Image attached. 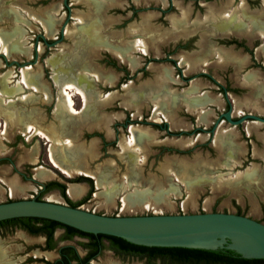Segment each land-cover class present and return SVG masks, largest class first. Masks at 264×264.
<instances>
[{
    "label": "rangeland",
    "instance_id": "rangeland-1",
    "mask_svg": "<svg viewBox=\"0 0 264 264\" xmlns=\"http://www.w3.org/2000/svg\"><path fill=\"white\" fill-rule=\"evenodd\" d=\"M113 1L119 4L106 6L107 8L104 6L105 9L101 10L99 18L97 17L103 23V38L109 41L115 34L119 37L131 36L137 26H142L145 16L149 19V30L142 33L157 36L156 39L160 43L158 49L159 44L154 42V37L148 41L147 37L139 34L135 37H124L123 42L128 46L125 52L128 55L126 59H121L116 53H110L112 50L109 49V52L107 48H102L103 46L97 47L95 51L98 52H95V48H85V43H78L75 38L73 41L70 37L62 36L60 31L64 23L66 29L71 30L78 22L77 16L81 15L87 19L98 16L86 5L87 0H68V11L63 8L62 0H0V33H9L15 28L13 17L16 11L28 22L18 26L24 30L23 45L30 50V54L14 52L4 56L0 46V107L14 111L26 124L38 128L46 136L58 137V141L52 142L29 134L24 126L13 127L8 118L0 114V203L35 198L40 188L38 184L26 179L31 177L39 184L56 181L66 189L71 180L85 185L87 191L89 183L78 180L86 176L74 172L69 176L70 179L66 178L61 168L65 167L67 160L73 161L70 164L74 166L93 171L92 179L90 178L93 194L80 205L82 210L106 216L241 212L247 217L254 216L264 224V124L258 122L256 129L250 134L246 133L245 128L253 121L243 122L236 127L221 122L213 135L190 134L196 127L209 129L217 115L226 110L225 100L217 85L208 79L198 78L183 84L181 79L174 76L169 63H160L163 54L167 55L166 51L185 39L173 38L176 34L173 32L171 21L181 17L180 9H188L191 16L188 17L187 25L194 23L191 28L194 29L192 40L185 52L179 50L172 55L173 58H201L204 67L191 69L193 72L187 68V71L191 72V75L205 72L226 88L233 118L243 114L264 117V53L261 51L264 38L256 29L251 30L250 36L233 32L220 34L205 21L209 9L220 11L224 8L227 10L226 15H229L244 4L245 14L248 16L245 22L256 18L264 23L263 0H211L206 4L199 2L202 8L190 1L171 0L174 8L162 15L157 8L166 9L167 0L165 5L153 0H142L138 3L133 0ZM51 4L59 5L57 15L53 19L60 21L56 32L47 36L44 27L37 20L38 17L44 16L43 12L51 7ZM106 18L110 23L106 22ZM38 36H43V39ZM136 39L143 43L145 40V47L152 48L143 54L137 44L133 46ZM206 52L208 56L205 55ZM222 52L244 57L245 64L242 67H238L235 61L224 64L223 57L220 58ZM57 53L64 55L62 64L70 71L67 75H61V83L53 80V70L47 62L48 58ZM130 59L135 65L128 63ZM183 62L186 66L191 65L189 61ZM26 67L34 76L38 75L35 88L19 84L22 70ZM253 71L258 73V91L255 95L252 94L254 86L250 88L243 85L246 82L245 76ZM80 74L88 75L93 83L85 102L75 93L76 86L71 85L67 79L68 76L74 78ZM102 79L109 82H103ZM159 80L162 82L159 83ZM112 82L113 85L110 84ZM66 85L72 86V89L66 92L71 95L76 113H71L64 105L63 88ZM4 87L20 89L13 95H5L2 93ZM126 88L129 90L126 91ZM203 92L218 99L217 104L205 108L212 111L203 123L206 125L201 124L202 120L198 118L201 112H186L187 100ZM130 96L133 97L129 99ZM101 100L104 101V106L101 105ZM249 104H256L257 110L245 106ZM126 120L130 121L129 125L122 127ZM96 121L99 126H96ZM151 122H166L167 130L156 129L149 124ZM130 127L142 130L141 139L131 146L127 145L131 137ZM230 129L234 132L231 139L232 148L217 142V135L222 130ZM179 132L183 134L172 135ZM229 149L233 151L234 160L237 162L233 167L225 165ZM128 154H132L133 160ZM51 156L63 165L55 166L51 162ZM252 169L255 170L258 180L255 184L248 180H240L238 183L234 180L235 175ZM40 170L49 172L48 177L38 178L37 172L41 173ZM94 173L103 175L102 186L96 185ZM218 174L222 175L219 180L221 183H209L211 180H217ZM230 176H233V179ZM195 178L205 183L187 188L185 181ZM11 182H17L16 186L29 190L12 193ZM108 188L117 190L110 201L105 192ZM137 191L145 193V200L141 203L132 202V196L127 198ZM40 198L42 201L66 204L64 198L56 191L44 193ZM69 199L77 201V198ZM59 234V230L55 232V236ZM79 241L83 240L76 238L71 244L82 256L84 250L77 245ZM42 243V239L29 237L19 229L1 230L0 264H41L27 256H41L38 247ZM47 256L49 260L56 257L54 253L53 256ZM92 264H140V261L130 257L118 258L108 249H104Z\"/></svg>",
    "mask_w": 264,
    "mask_h": 264
},
{
    "label": "water",
    "instance_id": "water-1",
    "mask_svg": "<svg viewBox=\"0 0 264 264\" xmlns=\"http://www.w3.org/2000/svg\"><path fill=\"white\" fill-rule=\"evenodd\" d=\"M209 1V0H183ZM63 5L69 9L67 0ZM62 30V29H61ZM43 39V36H40ZM225 97L227 92L224 91ZM232 106L221 114L210 133L223 118L236 126L246 121L264 123V118L245 114L232 120ZM38 183L33 178L28 179ZM40 218L58 222L78 231L121 238L147 247L228 249L244 259H264V224L250 217L228 212L106 216L51 201L22 199L0 203V221Z\"/></svg>",
    "mask_w": 264,
    "mask_h": 264
},
{
    "label": "bare ground",
    "instance_id": "bare-ground-1",
    "mask_svg": "<svg viewBox=\"0 0 264 264\" xmlns=\"http://www.w3.org/2000/svg\"><path fill=\"white\" fill-rule=\"evenodd\" d=\"M92 7H93V9L95 10L94 11V14H99L100 12H101V10L103 9V7L105 6H107V7H110V5H114V4H110L109 6L107 5L108 3L105 1V2H99L98 0H92ZM52 5V4H51ZM50 5V6H51ZM86 5L87 6H89V7H91V4L90 3H86ZM106 7V8H107ZM92 9V8H91ZM39 10V9H38ZM210 10V9H209ZM188 12V11H187ZM187 12H185L186 14H188ZM32 13H33V11H32ZM40 13V12H39ZM76 13V12H75ZM183 13V14H182ZM181 14H182V18L180 17V19H178V20H172L171 21V25H172V27H173V29H177L178 31H182V32H185L186 31V24H185V19H186V15H185V13L184 12H182ZM35 14V13H34ZM49 14V15H48ZM47 15L48 16H46L44 19H43V17H41L42 18V20H38L40 23H41V25L44 27V30H45V33H46V35L47 36H51L53 33H55L56 32V27H57V24L59 23V21L60 20H54L53 18L55 17V13L54 12H50V13H48ZM77 14H79V13H77ZM147 14V13H146ZM150 14V13H149ZM219 14V13H218ZM217 13H216V11L214 12V11H212V9L210 10V11H208L207 12V14H206V20L205 19H203V20H205V21H207V23H208V25L209 26H212V27H214L217 31H228L232 26H237V27H240L241 25V23H240V20H242V19H238V18H236V17H232V18H230V17H228V16H224V17H219V15H218ZM148 15V14H147ZM218 15V16H217ZM230 16V15H229ZM89 17V16H88ZM99 18V15L98 16H96V17H92V18H86V17H83V16H81L80 15V17L79 16H77V23L75 24V26H73V29H71V30H69V29H66L67 27L65 26V23H64V25H63V28H64V34L62 33L63 32V28H62V30H61V34H63V36L65 37V36H67V37H70L71 39H73V41H75L74 40V38L75 39H77V41H78V43L79 42H81V43H85V48L86 47H89V48H91V49H93V48H95L94 49V51L97 49V47H101V46H103V47H107L108 45H110V43H113V42H116V41H119L120 39H116V34H115V38H112L111 37V39L108 41V40H105L104 38H103V33H102V30H103V28H102V22H100L99 20H98V18ZM187 17H188V15H187ZM173 18V17H172ZM13 19H14V22H15V28H13L12 29V31H10L9 33H0V46H1V48H2V52H3V55L4 56H8V55H10L11 53H14V52H16V53H24V54H30V50H29V48H26V47H24V45H23V33H24V30L22 29V28H20L18 25L19 24H21V23H28L26 20H23L19 15H18V13L15 11V15H14V17H13ZM32 19V18H31ZM107 19V18H106ZM106 19H105V21H106ZM143 21V24H142V26L139 28V26H137V28H138V30H137V28H136V31H135V34H141L142 33V31H146V30H148L149 28H148V25H147V23H148V21H149V19H148V17H145L144 16V19L142 20ZM244 21V20H243ZM107 23H110L109 21H108V19H107V21H106ZM105 22V23H106ZM115 22V21H114ZM186 22H187V19H186ZM198 22V21H197ZM106 23V24H107ZM206 23V24H207ZM256 23V22H255ZM247 24V23H246ZM245 24V25H246ZM140 25V24H139ZM150 25V24H149ZM205 25V24H204ZM129 27H131V26H129ZM135 27V26H134ZM247 27V26H246ZM72 28V27H71ZM105 28V27H104ZM133 27H131V29H132ZM193 28V27H192ZM213 28V29H214ZM66 29V30H65ZM130 29V28H129ZM134 30H135V28H133ZM249 29H250V27H249ZM246 30V29H245ZM245 30H244V32H245ZM71 31V32H70ZM181 32V33H182ZM237 33L239 32V33H241L242 34V32L240 31V30H238V31H236ZM222 33V32H221ZM248 33H251L250 31H248ZM132 34V33H131ZM152 34V33H151ZM151 34H150V36H151ZM224 34H225V32H224ZM244 34V33H243ZM141 35H143V33L141 34ZM245 36L247 35L246 33L244 34ZM250 35V34H249ZM111 36V35H110ZM114 36V35H113ZM130 36V35H129ZM144 37H147L146 39V41H148V39H150L151 37H153V36H147L146 34L145 35H143ZM119 38H122V37H119ZM154 39V38H153ZM142 40H143V38H142ZM146 41L144 40V42L145 43H143L141 40H135L134 42H133V46L135 47V45L137 44L138 46H139V48H140V50L143 52V53H145L146 52V48H147V46L145 47V44H146ZM121 42V40L119 41V43ZM114 44V43H113ZM115 44H117V43H115ZM151 44V43H150ZM152 44H153V42H152ZM151 44V45H152ZM121 45V43L120 44H118V46H120ZM123 45V44H122ZM147 45H149V43L147 44ZM80 48V47H79ZM88 48V50H90ZM152 48V47H151ZM81 49H83V48H81ZM79 50V49H78ZM86 51V50H85ZM84 51V52H85ZM90 52V51H89ZM91 52H92V50H91ZM95 52H98V51H95ZM93 53V52H92ZM227 53V52H226ZM226 53H221V57L220 58H222L223 57V61L224 62H227L228 60H235V58L236 57H234L233 55H231V54H226ZM74 54V53H73ZM86 54H89L88 52H86ZM128 55V54H127ZM70 56H71V54H70ZM87 56V55H86ZM234 58V59H233ZM125 59V58H124ZM65 60V58H64V55L62 54V53H57V54H55V55H53V56H51L50 58H48L47 59V62H48V64L50 65V67H52V70H53V80L56 82V83H61L60 82V78H61V75L62 76H64V75H67L70 71H69V69L67 68V67H65V66H63V61ZM240 60V59H239ZM222 61V62H223ZM235 61H237V63L236 64H238V60H235ZM241 61V60H240ZM222 62H220L221 64H223ZM232 62V61H231ZM242 62H243V60H242ZM241 62V63H242ZM128 63H131V65H135V63H134V61H132V59H130V62H128ZM83 64V63H82ZM243 66V64H240V62H239V66ZM82 73V72H81ZM100 73V72H99ZM85 74V73H84ZM102 75H103V72H102ZM105 75V74H104ZM88 76V75H87ZM87 76H85V75H82V74H80V75H76L74 78L73 77H69L68 76V80H69V82L71 83V85L73 84L74 86H76V90H75V93L76 94H78V95H80L81 96V98H82V100L85 102L86 101V99H87V97L89 96V92L92 90V88H93V83H92V80H90V78H88ZM36 77H38V75H33L32 74V72H30V70H29V68L28 67H26V68H24L23 70H22V76H21V81H19V84L20 83H22V84H24L26 87H31V88H35V87H37V80H36ZM92 78V77H91ZM8 79V78H7ZM256 79V78H255ZM247 80H249V78H247ZM252 80V79H251ZM102 81H103V79H102ZM109 82V81H107V80H105L104 79V81L103 82ZM160 81V80H159ZM255 81V80H254ZM100 82V81H99ZM162 81H160L159 83H161ZM252 84H254L255 85V83L252 81L251 82ZM110 84H112L113 85V82L112 83H110ZM163 84V83H162ZM249 84V83H248ZM71 85H66L64 88H63V90H64V97H63V102H64V105L71 111V113L73 112V113H76L75 111H74V109H73V101H72V98H71V95L69 94V93H67L66 92V90H70V89H72V86ZM151 85V84H150ZM153 85V84H152ZM151 85V86H152ZM155 85V84H154ZM153 85V86H154ZM156 85H157V83H156ZM253 85V86H254ZM146 86V85H145ZM148 86V85H147ZM146 86V87H147ZM145 87V88H146ZM155 87H157V86H155ZM153 88V89H155L156 90V88ZM160 87V86H159ZM255 87V88H254ZM254 87H252L253 88V92H252V94L253 95H255L256 93H257V86L255 85ZM250 88H251V86H250ZM20 89V87L18 88V87H14V88H11V89H7V88H5L4 87V89L2 90V93L3 94H5V95H13V94H15L18 90ZM124 89V88H123ZM128 88H126V91H128L127 90ZM147 90H149V87H148V89ZM128 94V93H127ZM133 97V96H132ZM131 96L129 97V99L130 98H132ZM142 97V96H141ZM107 98V97H106ZM109 98V97H108ZM141 100H142V98H140ZM140 99H139V101H140ZM214 99V98H213ZM252 99V98H251ZM255 99V98H254ZM108 100V99H107ZM110 100H112V96H111V98H110ZM159 100V99H158ZM91 101H92V99H91ZM247 101V100H246ZM93 102V101H92ZM94 102H96V101H94ZM97 102H100V101H98L97 100ZM101 102H102V100H101ZM110 102V101H109ZM188 102V101H187ZM103 103H104V101L101 103V105H103ZM105 103H106V100H105ZM178 103H180L179 101H178ZM246 103H248V102H246ZM255 103V102H254ZM96 104V103H95ZM138 104H139V102H138ZM92 105H94L93 103H92ZM98 105V104H97ZM96 105V106H97ZM100 105V106H101ZM105 105V104H104ZM103 105V106H104ZM95 106V105H94ZM236 106V105H235ZM59 107H60V105H59ZM258 107V106H257ZM96 108V107H95ZM98 108V107H97ZM96 108V109H97ZM11 109V108H10ZM239 110V109H238ZM237 110V111H238ZM257 110V109H256ZM59 111V109H57L56 110V112H58ZM70 113V112H69ZM0 114L1 115H4V116H6V119L8 118V121H9V123L13 126V127H17V128H20L21 126H24V128H25V131L27 132V133H29V134H34V135H38V136H40L41 138H43V139H46L47 141H52V142H56V141H58V140H56L57 138H54V137H52V136H46L43 132H41V130H39L38 128H34L33 126H31L30 124H26V122L24 121V119H21V117L20 116H18V114H15V112L14 111H9V110H6L5 108L3 109V107H0ZM204 118V116L202 117V119ZM31 119V118H30ZM97 122V121H96ZM99 126V124H98V122L96 123V126ZM130 129V133H131V137L129 138V140H128V143H127V145H129V146H131V144L132 145H134L135 143H136V141L137 140H139V139H141V132L140 131H142V130H139L138 128H132V127H130L129 128ZM136 129H138L137 131H136ZM249 131V130H248ZM145 133L144 134H146V131H144ZM222 132V131H221ZM48 135V134H47ZM147 136H149V134L147 135ZM152 136V135H151ZM150 137V136H149ZM222 138H223V136H221ZM153 138V137H152ZM216 143V142H215ZM143 144V143H142ZM92 146V145H91ZM93 147H94V145H93ZM93 149V148H92ZM83 150V149H82ZM90 149H88V151H89ZM81 152V151H80ZM91 153H92V151H90ZM87 154V153H86ZM229 154V153H228ZM263 154H264V151H263ZM85 155V154H84ZM89 155V154H88ZM92 155V154H91ZM81 157H82V155H81ZM128 157L131 159V160H133L132 159V154H128ZM263 157V156H262ZM134 158V157H133ZM50 159H51V162L55 165V166H57V167H61L62 165L61 164H59V163H57L55 160H54V158H53V156H51L50 157ZM77 160H79V159H77ZM77 160H74V161H77ZM73 163V161H70V162H68L67 160H66V162L64 163L65 164V167H62L61 169H62V171H63V173H65L66 175H68V176H70L71 174H73L74 172H77V173H83V174H85V175H92V172L93 171H91V173L88 171V170H86L85 168V170L83 169V168H80L78 165L77 166H74V165H72V164H70V163ZM75 163V162H74ZM80 163V162H79ZM200 164V163H199ZM84 165V164H83ZM192 165V164H191ZM166 166V165H165ZM170 167V166H169ZM188 167V166H187ZM183 168V167H182ZM191 168V167H190ZM181 170H183V169H181ZM186 170V169H185ZM190 170V169H189ZM40 171H42L41 173H37V175H38V177H48V175H49V172H46V171H43V170H40ZM193 171V170H192ZM202 171V170H201ZM196 172V171H195ZM182 173V172H181ZM185 174V173H184ZM97 176L98 177H94L96 180V185L97 186H102V182L104 181V178H103V175L100 173V174H97ZM184 177V176H183ZM184 179V178H183ZM13 182V181H12ZM11 182V183H12ZM227 184V183H226ZM17 185V182H16V184L15 183H12L11 184V186H10V191L12 192V193H20V192H22L23 190H24V188H21V187H18V186H16ZM79 186L80 185H74V184H70V185H68V188H67V193H68V195L69 196H71V197H74V196H76L77 194H78V191L79 190H81L82 188L80 187L79 188ZM77 189H79V190H77ZM116 188H108L105 192H106V196H107V198H108V200L110 201V200H112V198H113V194L114 193H116V191L117 190H115ZM82 193V192H81ZM145 193L144 192H139V191H137V192H135V193H133V194H131V195H128L127 196V198L129 197V196H132V202H135V203H141V202H143L144 200H145V195H144ZM131 198V197H130ZM157 198V197H156ZM159 198V197H158ZM123 201V203H124V205H125V202H124V200H122ZM130 202V201H129ZM161 207V206H160Z\"/></svg>",
    "mask_w": 264,
    "mask_h": 264
},
{
    "label": "flooded vegetation",
    "instance_id": "flooded-vegetation-1",
    "mask_svg": "<svg viewBox=\"0 0 264 264\" xmlns=\"http://www.w3.org/2000/svg\"><path fill=\"white\" fill-rule=\"evenodd\" d=\"M180 1H183V0H180ZM211 1V0H209ZM209 1H203L202 3H208ZM184 2V1H183ZM190 2H193V3H196L200 8H202L203 6L199 5V2L200 1H190ZM67 4H68V0H67ZM62 5H63V0H62ZM63 8L68 11L69 9H67L64 5H63ZM174 8V5L172 4V1L171 0H167V5H166V9H163L161 7L157 8L158 11H159V14L162 15V14H165L167 12L170 11V9ZM105 8L102 9V11L104 10ZM191 16V15H190ZM190 16L188 15V17L190 18ZM186 16V19L188 21V18ZM180 19V18H178ZM176 19V20H178ZM186 19H185V24L187 23L186 22ZM205 22V21H204ZM206 23V22H205ZM194 23H192L191 25H187L186 26V31L185 32H182V31H178L177 29H173V32L176 34V36H174L173 38H177L179 37L180 39H183L185 38L184 40L181 41V43H179L178 45L176 44L174 47L171 48V50L169 51H166L167 52V55L166 54H163L164 57L163 59H161L160 63H169L170 64V68L171 70H173V74L176 78L178 79H181L184 83L183 84H186L188 82H191L193 79H198V78H206L208 79L209 81L215 83L218 87V89L220 90V92L222 93V96H223V99L225 100V103H226V110L224 112H226L228 110V107H229V104H231V102L229 101L228 99V94L227 96L225 97L224 95V91L227 92L226 88L224 86H222L221 84H219L218 82H216L215 80H213L208 74H206L205 72H200V73H197L195 75H191V72H188L187 71V68H189L190 70L191 69H200L201 67H204L205 65L203 64V60H201V58H193L192 56H190L191 58H188L183 56V58H173L172 55L176 54L177 51H182V52H185L186 49L188 48V44L190 43V41L192 40V35L194 33V29L192 30V26H193ZM64 25V24H63ZM63 25H62V28H63ZM66 26V25H65ZM209 26V25H208ZM241 27V26H240ZM244 27V26H242ZM241 27V28H242ZM236 28L237 26H232L228 31H217L215 28L214 30L220 34H230V33H237L236 32ZM149 30V29H148ZM148 30H146L148 32ZM144 32V31H142ZM173 32L171 34H173ZM182 32V33H181ZM222 32V33H221ZM64 34V28H63V32ZM180 35H178V34ZM60 34H61V31H60ZM63 34H61L63 36ZM146 32L143 34L145 35ZM224 34V35H225ZM141 35V34H139ZM142 35V36H143ZM132 37H135L136 34H132L131 35ZM130 36V37H131ZM119 36H116V39L118 38ZM122 37V36H120ZM125 36L123 35V37L121 38V45L118 46L119 41H116V42H113L112 44L108 45L107 47H102V48H107V50L110 52V50H112V52L110 53H116L118 57H120L121 59H126L127 58V54H126V50L128 49V46H126L123 42V38ZM151 37V36H150ZM154 37V42L156 44H159V46L157 47V49L160 47V43L159 41L156 39L157 36H153ZM38 38L42 39L40 36H38ZM115 38V37H114ZM125 38H129L128 37H125ZM139 40V39H137ZM117 43V44H115ZM123 44V45H122ZM243 47V46H242ZM256 47V46H255ZM98 49V48H97ZM110 49V50H109ZM151 48H148L146 50H150ZM203 49H205V47H203ZM106 50V49H105ZM38 51V48L36 50V52ZM141 51V50H140ZM159 51V50H158ZM204 51V50H203ZM142 52V51H141ZM161 52V51H160ZM143 53V52H142ZM164 53V52H163ZM225 53V52H224ZM145 54V53H143ZM227 54V53H226ZM206 56L207 55V52L205 54ZM178 59V60H177ZM156 60V59H154ZM158 61V60H157ZM183 61H186L191 64L190 66H186L184 64ZM231 61V60H230ZM229 62V61H227ZM227 62H224V64H226ZM192 71V70H191ZM190 73L188 75H185L184 73ZM193 72V71H192ZM175 82H176V79H175ZM253 90V89H252ZM190 93L192 92V89L189 90ZM191 95V94H190ZM188 103H187V108L186 109V112H196L198 111L199 113L201 112V114L198 116L199 120H202L201 124L204 123V119H208L210 117V111L208 110H205L206 106H211V105H215L216 102H218V99L217 98H212L211 95H209L208 93L206 92H203L202 94H198V96H192L190 97L188 100ZM216 101V102H215ZM180 104V103H179ZM204 105V106H203ZM177 106V105H176ZM199 106H203V107H199ZM232 106V105H231ZM205 112V113H204ZM212 112V111H211ZM224 112L222 113H219L216 117V119L213 121V124L212 126L209 128V129H205V128H199V127H196L195 129H193L191 131L190 134H195V133H207V134H210V135H213V133H210V130L212 129V127L214 126L217 118L223 114ZM233 112V110H232ZM245 115V114H243ZM241 115V116H243ZM204 116V118L202 119V117ZM241 116L239 117H236V118H233L232 117V114H231V118L232 120H237L239 119ZM262 117V116H260ZM264 118V117H263ZM129 120H126L125 121V124H122V127H126L129 125L128 123ZM207 121V120H206ZM249 121V120H248ZM130 122V121H129ZM221 122H227L225 121L223 118L220 120L219 124L217 125V127L221 124ZM253 122H256V121H253ZM228 123V122H227ZM151 126L155 127L156 129H159V130H167V123L166 122H163L161 124H157V123H154V122H151L149 123ZM229 124V123H228ZM242 124V123H241ZM264 124V123H262ZM203 125H206V124H203ZM230 125V124H229ZM240 125V124H239ZM239 125H236V126H239ZM232 127H236V126H233L231 125ZM216 127V129H217ZM215 129V130H216ZM180 134H183L182 132H179V133H175V134H172V135H175V136H178ZM91 173V172H90ZM65 174V173H64ZM95 174V173H94ZM66 175V174H65ZM79 175H84L86 177H82L78 180H84V179H87V180H84L86 182L89 183L88 185V190L86 191V188H85V191L84 193L77 198V201H73L71 199H69V195L67 193V189L65 188L64 186V197H66L68 200H70L71 202H80V204L77 206V207H73V208H79L80 205H82L85 201H87L90 196L93 194V187H92V184H91V179H92V176L90 175H85L83 173H79ZM67 179H70V177L68 175H66ZM94 176V175H93ZM95 177H98L97 174H95ZM32 178V177H31ZM91 178V179H90ZM27 180L29 178H26ZM35 180V179H34ZM36 181V180H35ZM38 182V181H37ZM49 182H56V181H49ZM34 183V182H33ZM58 183V182H57ZM103 183V182H102ZM35 184H38L39 185V191L38 193L36 194L35 198L33 199H36L38 198L39 200H41V195L44 194V193H47L49 191H56V193L61 194V190L60 188H48L46 190L45 188V184H39L38 183H35ZM60 184V183H59ZM70 184H79V183H75L71 180H69L68 184H67V188H68V185ZM25 189V191L29 190V188H26V187H22ZM90 189H92V192L90 193V195L88 196V193L90 191ZM24 191V192H25ZM63 197V196H62ZM63 197V198H64ZM87 198V199H86ZM83 199H86L83 201ZM65 200V198H64ZM82 201V202H81ZM66 202V205L67 204V201L65 200ZM80 209V208H79ZM238 212H235V214H237ZM238 215H243L245 216L244 214H242L241 212H239ZM251 218V217H250ZM260 222V220H257ZM35 227H41L42 224L41 223H35L33 224ZM13 229H19L21 231H23L25 234H27L29 237H33V238H40L43 240V243L40 244V246L38 247L39 249V254H41V256H36V255H29L27 257H30L31 260H35L37 262H40L41 264H92V262L96 259H98V257L100 256V254L102 253V251L104 249H108V251H110L111 253H113V255H115L116 257L118 258H135L137 260L140 261V264H156V263H161L160 262V259H155V260H147L145 257L143 258H139L137 256H129V255H124L123 253L119 252V249H118V246H116L115 244H112L110 241H108L107 239H101L98 243V245H94V244H91L92 243V240L87 238V237H82V236H78V235H75L73 237H68V233L66 232V230L64 228H55L51 235L48 236L46 233L44 232H41V233H38V234H31L27 229L23 228L20 224H17V225H12V224H3L0 226V231L3 230V231H6V230H13ZM60 231V234L58 236H55V232L56 231ZM84 233V232H83ZM89 234V233H88ZM94 235V234H93ZM98 235V234H97ZM76 238L78 239H82L83 241L82 242H78L77 245H79L83 250H84V254L81 256L79 255L76 247L71 244V242H73ZM53 253L56 255V257L53 259V260H49L47 258H49L47 255L51 254V256H53ZM47 254V255H46ZM50 256V257H51ZM241 257V256H240ZM242 258V257H241ZM244 259V258H243ZM247 260H251V259H247ZM231 264H264V260H259V261H242L241 259L237 258L235 261H233Z\"/></svg>",
    "mask_w": 264,
    "mask_h": 264
},
{
    "label": "trees",
    "instance_id": "trees-1",
    "mask_svg": "<svg viewBox=\"0 0 264 264\" xmlns=\"http://www.w3.org/2000/svg\"><path fill=\"white\" fill-rule=\"evenodd\" d=\"M87 180V179H84ZM83 180V181H84ZM46 190L48 188H60L61 194L64 197V186L57 182L45 183ZM92 192L90 189L88 196ZM68 206L77 207L80 202H71L66 197ZM87 199V198H86ZM86 199H83L86 200ZM36 200H39L36 198ZM82 202V201H81ZM239 214V212L237 213ZM41 223V227H35L33 224ZM3 224H20L23 228L27 229L31 234H38L41 232L46 233L48 236L51 235L55 228H64L68 233V237L75 235L87 237L92 240L91 244L98 245L101 239H107L112 244L118 246L119 252L124 255L137 256L139 258L145 257L147 260L160 259L161 264H231L237 258L242 261H259L261 259H243L232 250L228 249H216V250H205V249H192L183 247H147L141 245H135L121 238L111 237L106 235H93L83 233L74 228L60 224L55 221L40 219V218H16L5 221H0V226ZM264 260V259H262Z\"/></svg>",
    "mask_w": 264,
    "mask_h": 264
},
{
    "label": "crops",
    "instance_id": "crops-1",
    "mask_svg": "<svg viewBox=\"0 0 264 264\" xmlns=\"http://www.w3.org/2000/svg\"><path fill=\"white\" fill-rule=\"evenodd\" d=\"M99 2H107L108 4V6L112 3V4H119L118 2H114L113 0H98ZM135 3H138V2H140V1H142V0H133ZM144 1H146V0H144ZM153 1H155V2H159L160 4H162V5H165L166 4V1L165 0H153ZM92 0H87V4L88 3H90L91 4V7L90 8H92L91 10H93V12L95 11L94 9H93V7H92ZM263 2H264V0H263ZM111 6H113V5H110V7ZM120 6V5H119ZM241 7L239 8V9H237V10H234L232 13H230L229 15H226V12H227V10H225L224 8L222 9V10H220V11H216V10H212V11H216V13L219 15V17L221 16V17H224V16H228V17H230V18H232V17H236V18H238L239 20L240 19H242V20H240V25H241V27L242 26H244V27H237L236 28V31H238V30H240L241 32H242V34L244 33H246L247 35H251L252 33H248V31H250L251 32V30L252 29H256L257 30V32H258V34L262 37V38H264V23L263 22H260V21H258L256 18H252L251 20H250V22H245L246 21V19H247V17L248 16H246V14H245V8H244V4L242 5H240ZM59 8V5L58 4H55V5H52L51 7H49L47 10H45L43 13H45L44 14V16H43V19L46 17V16H48L49 14L48 13H50V12H54L55 13V17H56V12H57V9ZM226 8V7H225ZM211 10V9H210ZM210 10H208V11H210ZM180 11L181 12H187L188 11V9L187 10H185V9H180ZM188 14H186L185 13V15L187 16V15H189V12H187ZM48 14V15H47ZM183 14V13H182ZM182 14H181V16H182ZM217 15V16H218ZM36 17V16H35ZM38 20H42V18H40V17H38ZM37 20V21H38ZM244 20V21H243ZM256 22V23H255ZM247 23V24H246ZM246 24V25H245ZM247 26V27H246ZM212 27V26H211ZM250 27V29H248ZM212 28H214V27H212ZM246 29V30H245ZM244 30H245V32H244ZM239 33V32H238ZM239 34H241V33H239ZM246 35V36H247ZM249 35V36H250ZM261 51L264 53V44H263V46L261 47ZM234 57H236L235 58V60H238L239 62H240V64H245V58L244 57H240V56H234ZM234 59V58H233ZM241 61H240V60ZM235 60H231V61H235ZM242 60H243V62H242ZM229 62H230V60H228ZM239 62H238V64H236L238 67H242L241 65L239 66ZM242 62V63H241ZM235 63H237V61H235ZM246 78H245V80H246V82L245 83H243V85L244 86H246V85H248V86H253L254 84H252L251 82L253 81L254 83H255V85L257 84V79H258V73L257 72H255V71H253V72H248V74L245 76ZM247 78H249V80H247ZM256 78V79H255ZM252 79V80H251ZM255 80V81H254ZM249 83V84H248ZM254 85V86H255ZM253 92V91H252ZM257 94V93H256ZM216 102V101H215ZM218 102H216V104H217ZM250 103H252V102H250ZM247 108H252V109H256L257 108V105L256 104H252V105H245ZM245 106H243V107H245ZM236 115V114H235ZM207 119H204V121H206ZM257 124H258V122H251V123H249L247 126H246V128H245V131H246V133L247 134H250L252 131H254L256 128L255 127H257ZM249 130V131H248ZM217 136H219L218 137V141L217 142H219L220 144H222V145H227V146H229V148L232 146V143H231V139H232V137L234 136V132L230 129V130H222V132L221 133H219V135H217ZM221 136H223V138L221 137ZM232 148V147H231ZM229 153V154H228ZM263 156H264V154H263ZM225 165H227V166H229V167H233V166H235V165H237V162H235V160H234V153H233V151L232 150H230L229 149V151L226 153V160H225ZM39 172V171H38ZM37 172V173H38ZM221 174H218V179L217 180H211V181H209V183H221V181H219V180H221ZM233 176H230V178H232ZM39 178V177H38ZM47 178V177H46ZM198 178H199V176H198ZM233 179V178H232ZM234 180H236V182L238 183L240 180L241 181H249L250 183H256L258 180H257V178H256V173H255V170L254 169H252V170H249V171H246L244 174L242 173V174H240V175H235L234 176ZM203 183H205V181H201L200 179H197V178H195V179H193V180H187V181H185V186L187 187V188H190V187H194V186H196V185H200V184H203ZM230 183V182H229ZM18 185V184H17ZM77 186L78 185H80L79 186V188L81 187L82 189L81 190H79V189H77V190H79L78 191V194L76 195V196H74V197H71V196H69L70 198H72V199H74V198H78V197H80L83 193H84V191H85V188H86V186L85 185H83V184H76ZM227 185H228V183H227ZM218 187H220V185H218ZM82 192V193H81ZM251 218L252 219H254V220H258L257 218H254V216H251Z\"/></svg>",
    "mask_w": 264,
    "mask_h": 264
}]
</instances>
